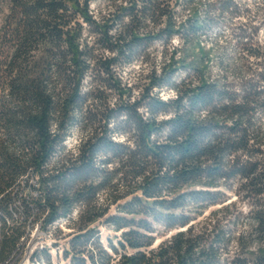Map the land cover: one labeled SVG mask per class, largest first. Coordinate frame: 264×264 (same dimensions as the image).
I'll list each match as a JSON object with an SVG mask.
<instances>
[{
  "label": "trees",
  "instance_id": "16d2710c",
  "mask_svg": "<svg viewBox=\"0 0 264 264\" xmlns=\"http://www.w3.org/2000/svg\"><path fill=\"white\" fill-rule=\"evenodd\" d=\"M93 1L0 0V260L19 218L44 229L77 209L69 264H264V1ZM155 41L134 95L119 66Z\"/></svg>",
  "mask_w": 264,
  "mask_h": 264
},
{
  "label": "rangeland",
  "instance_id": "374dc122",
  "mask_svg": "<svg viewBox=\"0 0 264 264\" xmlns=\"http://www.w3.org/2000/svg\"><path fill=\"white\" fill-rule=\"evenodd\" d=\"M249 2V7L251 9V11L253 10L254 6H256L257 4H261L264 0H247ZM104 4V0H96V3H94V1L91 3L92 7L97 8L101 5ZM245 17L243 16H239L237 18H235L234 21L236 22H243L245 21ZM258 19H255L253 21V23L257 22ZM258 24V22H257ZM220 32H224L225 34H227V29L226 26L221 24L219 27H217L215 30L212 31V38L214 40H217V42H219V44H224L226 39L229 40L230 38L225 37L223 35H219ZM255 40L258 43H264V23H261L259 25V28L257 30V33L255 35ZM210 41V39H208V42ZM233 42V41H231ZM172 43L175 44L176 43V38L174 37V39L172 40ZM233 43H230L229 46L227 47V56L228 57H232L234 56L235 53V49L233 46H231ZM163 43L160 41H155L152 42L151 44L147 45L146 47V51H147V57H143L141 55H139L138 57H136L132 63L130 64H124L119 66L118 72L120 74V76L122 77V79L124 81H131L133 83H136V87H134L133 93L134 95L137 94L138 91V87L144 83L147 82L148 78H147V74L150 71V68L152 65L158 66L157 64L159 63V61L161 60V56H162V50H163ZM218 48V46H217ZM163 98H168L171 97L173 95V91L170 88H164L163 90L160 91L159 93ZM117 94L114 93L112 94V100H115ZM80 129L79 127H74L72 130L71 135H69L68 137H66V139L63 141V144L65 146V148L67 149H72L75 147L76 142L79 138L80 135ZM61 155V154H60ZM59 152L55 153L52 155V157L50 158V163L55 162L56 160H58V158L60 157ZM28 181V183L31 184V188H24L22 190V194L27 195V196H35L36 194L39 193V189H38V176L37 174L34 173H29L26 176H24L23 178H21V184L22 183H26ZM24 183V184H25ZM103 196V195H102ZM232 198L235 197L234 194L231 195ZM242 210L245 209V206H241ZM74 209L72 214H71V218L69 219V222H67L66 225H63V227H61L60 225H57V227L54 228L52 227L50 229V231L54 232V239L51 242V244H45L47 250L45 252V254H43L42 256L45 259L46 264H69L70 263V259L69 257H66L63 249L65 248H69V243L68 240L70 239V237L73 235V231L76 228L77 225H75V223L77 222L76 219V212ZM99 236H100V242L107 247V235L111 236L113 238V241L116 242L115 237H113L114 234H116L117 236L120 234V231L114 232L113 230H111V228L106 227L105 225L99 224ZM48 228V227H47ZM47 228H44L45 230ZM239 229H245L246 228V221L242 220V222H240V224L238 225ZM29 237H32L34 235H38L39 233H41V231L43 230V228L41 227V223H35V221L33 220V222L31 221L29 223ZM169 235V233L166 234H156L155 235V241L153 243V247L156 246V244L162 239L165 238ZM159 238L158 242H156V240ZM94 241H92V244L88 245V248L90 249L91 246H94ZM230 248H232V250L235 249L234 244L232 246H230ZM109 250V248H108ZM55 261V262H54ZM87 264H89L87 262Z\"/></svg>",
  "mask_w": 264,
  "mask_h": 264
},
{
  "label": "built area",
  "instance_id": "2783aa9c",
  "mask_svg": "<svg viewBox=\"0 0 264 264\" xmlns=\"http://www.w3.org/2000/svg\"><path fill=\"white\" fill-rule=\"evenodd\" d=\"M76 211L77 210H75V212ZM6 221L7 224L12 227L16 222V217H9ZM67 222H69L68 217L59 218L58 220L48 225V228L46 230L43 229L38 235L29 237L28 229L30 221L19 218L18 224L23 225L24 232L19 239L17 247L12 250L7 258H5L3 261L0 260V264H46L44 257L38 254L43 253V251L47 250L45 244H51L54 239V232L50 231V229L53 227L55 230L57 225L63 227V225H66ZM8 227L0 223V249L2 246L1 240L3 234L10 231Z\"/></svg>",
  "mask_w": 264,
  "mask_h": 264
},
{
  "label": "bare ground",
  "instance_id": "6f19581e",
  "mask_svg": "<svg viewBox=\"0 0 264 264\" xmlns=\"http://www.w3.org/2000/svg\"><path fill=\"white\" fill-rule=\"evenodd\" d=\"M159 238L156 240V242H158Z\"/></svg>",
  "mask_w": 264,
  "mask_h": 264
}]
</instances>
